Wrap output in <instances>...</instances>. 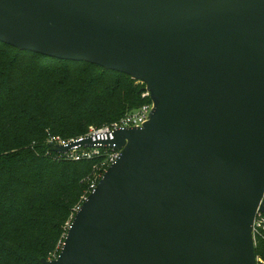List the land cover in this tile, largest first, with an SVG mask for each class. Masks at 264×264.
I'll return each instance as SVG.
<instances>
[{
	"label": "water",
	"instance_id": "obj_1",
	"mask_svg": "<svg viewBox=\"0 0 264 264\" xmlns=\"http://www.w3.org/2000/svg\"><path fill=\"white\" fill-rule=\"evenodd\" d=\"M0 42L127 74L153 104L102 141L120 153L43 264H257L264 0H0Z\"/></svg>",
	"mask_w": 264,
	"mask_h": 264
},
{
	"label": "trees",
	"instance_id": "obj_2",
	"mask_svg": "<svg viewBox=\"0 0 264 264\" xmlns=\"http://www.w3.org/2000/svg\"><path fill=\"white\" fill-rule=\"evenodd\" d=\"M143 88L124 73L0 42V264L55 258L102 173L98 159H57L48 134L71 139L114 122L147 101ZM255 255L264 261V241Z\"/></svg>",
	"mask_w": 264,
	"mask_h": 264
},
{
	"label": "built area",
	"instance_id": "obj_3",
	"mask_svg": "<svg viewBox=\"0 0 264 264\" xmlns=\"http://www.w3.org/2000/svg\"><path fill=\"white\" fill-rule=\"evenodd\" d=\"M142 97L147 98V101L141 104L138 108L128 111L120 119L109 124H105L100 127H90L85 134L80 135L76 138L63 139L58 135H53L50 133L48 134L47 143L50 146L55 144L67 145L70 142H81L85 138H90V140L93 142L92 145L79 143L77 145H74L70 150L64 153L55 152L56 158L59 160H99V164L97 165V167L102 170V173L95 172L92 178L90 179L88 187L89 193L95 188L106 168L116 160L120 153V150L116 149L115 147L104 146L102 144V141L112 139V133L116 129L140 127L149 119V114L153 104L150 100L149 92L146 90L145 85L143 88ZM86 197L82 198V202ZM80 205L81 203L74 208L72 217L74 213L78 210ZM260 206L264 207V192L259 201L252 223V236L254 247H256L257 242L264 241V210L260 209ZM256 259L261 262V259L258 258V256H256Z\"/></svg>",
	"mask_w": 264,
	"mask_h": 264
},
{
	"label": "rangeland",
	"instance_id": "obj_4",
	"mask_svg": "<svg viewBox=\"0 0 264 264\" xmlns=\"http://www.w3.org/2000/svg\"><path fill=\"white\" fill-rule=\"evenodd\" d=\"M258 258H260V257H258ZM259 263H264V261L261 259V262H259L258 259H257V264H259Z\"/></svg>",
	"mask_w": 264,
	"mask_h": 264
}]
</instances>
